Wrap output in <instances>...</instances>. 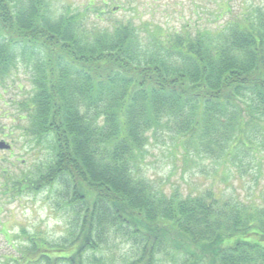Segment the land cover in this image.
Segmentation results:
<instances>
[{"label": "trees", "instance_id": "1", "mask_svg": "<svg viewBox=\"0 0 264 264\" xmlns=\"http://www.w3.org/2000/svg\"><path fill=\"white\" fill-rule=\"evenodd\" d=\"M85 17L52 0H0V80L23 67L31 84L12 122L45 151L2 189L45 191L68 225L53 240L21 230L3 264H264V203L213 187L166 193L141 172L160 137L183 163L239 168V154L264 150V14L144 34ZM118 244L129 246L120 260Z\"/></svg>", "mask_w": 264, "mask_h": 264}, {"label": "rangeland", "instance_id": "2", "mask_svg": "<svg viewBox=\"0 0 264 264\" xmlns=\"http://www.w3.org/2000/svg\"><path fill=\"white\" fill-rule=\"evenodd\" d=\"M59 12L78 11L85 14L89 25L110 26L116 21H130L141 31L145 28H161L163 31H176L187 27L196 29H214L224 24L230 17L246 10L261 11L264 14V0H52ZM91 2L93 5L88 6ZM224 6H230L227 12ZM99 10L102 13H97ZM142 34V35H143ZM29 74L23 67L0 80V134L10 144L9 150L0 149V264L4 256L16 255L21 230L39 233L53 240L66 233L67 218L45 191L36 194L11 195L3 191V178L20 176L27 172L37 161L44 158L45 151L34 153L21 131L12 122L15 102L25 98V91L31 87ZM168 139L160 137L150 140L141 172L156 187L166 193L175 189L179 193L194 194L207 187L218 188L223 198L247 200L264 203V150L256 155L239 157L240 163H217L204 157L192 158L183 163L178 152H172ZM37 152V151H36ZM225 166V167H224ZM226 169V170H225ZM10 235V240H9ZM19 237V238H18ZM120 260L122 254L129 253L127 244H118L110 250ZM120 256V257H119ZM163 264H171L166 261Z\"/></svg>", "mask_w": 264, "mask_h": 264}, {"label": "water", "instance_id": "3", "mask_svg": "<svg viewBox=\"0 0 264 264\" xmlns=\"http://www.w3.org/2000/svg\"><path fill=\"white\" fill-rule=\"evenodd\" d=\"M9 144H7L5 141L1 140L0 141V149H7L9 148Z\"/></svg>", "mask_w": 264, "mask_h": 264}, {"label": "flooded vegetation", "instance_id": "4", "mask_svg": "<svg viewBox=\"0 0 264 264\" xmlns=\"http://www.w3.org/2000/svg\"><path fill=\"white\" fill-rule=\"evenodd\" d=\"M3 150H6V149H3Z\"/></svg>", "mask_w": 264, "mask_h": 264}]
</instances>
